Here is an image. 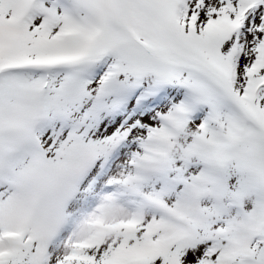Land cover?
<instances>
[{
  "label": "snow or ice",
  "instance_id": "6c2138e0",
  "mask_svg": "<svg viewBox=\"0 0 264 264\" xmlns=\"http://www.w3.org/2000/svg\"><path fill=\"white\" fill-rule=\"evenodd\" d=\"M0 264H264V0H0Z\"/></svg>",
  "mask_w": 264,
  "mask_h": 264
}]
</instances>
